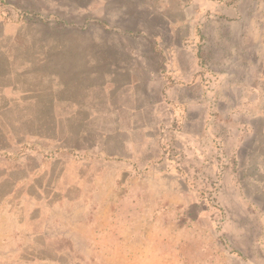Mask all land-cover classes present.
Masks as SVG:
<instances>
[{"label": "rangeland", "instance_id": "obj_1", "mask_svg": "<svg viewBox=\"0 0 264 264\" xmlns=\"http://www.w3.org/2000/svg\"><path fill=\"white\" fill-rule=\"evenodd\" d=\"M205 1L0 0V264H264V0Z\"/></svg>", "mask_w": 264, "mask_h": 264}, {"label": "crops", "instance_id": "obj_2", "mask_svg": "<svg viewBox=\"0 0 264 264\" xmlns=\"http://www.w3.org/2000/svg\"><path fill=\"white\" fill-rule=\"evenodd\" d=\"M191 1L196 4V7L199 9L200 14H202L204 12L206 13L207 11L211 10L212 5L206 3L205 0H191ZM238 6L239 5H237L236 7L238 8ZM194 13H195V11H193V14ZM190 74H191V72H189V75H185V78L191 77L192 74L191 75ZM5 75L7 77L6 78L7 82L10 81V79L17 78V77H15V75H14V77L10 76V74L8 72H6ZM231 77H232V80H231L232 85L237 87L239 93H243V94L245 93L246 95H248V94H255V92H257L258 94L264 95V70H260V67L259 68L256 66L251 67V69H249L247 71V74L242 78H240V77L235 78L234 76H231ZM15 85H11V86H13L14 88H17L18 86H15ZM120 90H121V88H120ZM179 91H180V89H179ZM179 91L178 90H172V91L168 92V94H169L170 98L175 100L176 99V93ZM121 93H122V91L119 92L117 90L114 93H112V95L114 96L115 99H117L118 102L120 101V94ZM257 98L260 101L261 97L256 96V99ZM122 100L123 99H121V101ZM59 104H62V102H59ZM188 108L194 109V107H192L191 105H188L187 109ZM251 108L264 111V97H263V102L254 103ZM263 120H264V114H263Z\"/></svg>", "mask_w": 264, "mask_h": 264}]
</instances>
